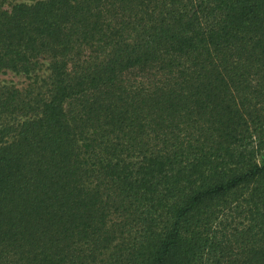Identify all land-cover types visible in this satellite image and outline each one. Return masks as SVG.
Here are the masks:
<instances>
[{
  "label": "trees",
  "instance_id": "16d2710c",
  "mask_svg": "<svg viewBox=\"0 0 264 264\" xmlns=\"http://www.w3.org/2000/svg\"><path fill=\"white\" fill-rule=\"evenodd\" d=\"M0 264H264V0H0Z\"/></svg>",
  "mask_w": 264,
  "mask_h": 264
},
{
  "label": "rangeland",
  "instance_id": "374dc122",
  "mask_svg": "<svg viewBox=\"0 0 264 264\" xmlns=\"http://www.w3.org/2000/svg\"><path fill=\"white\" fill-rule=\"evenodd\" d=\"M3 84L13 85L17 88H23L26 86V84H28V81L21 76H17L8 72L6 74L0 75V85Z\"/></svg>",
  "mask_w": 264,
  "mask_h": 264
}]
</instances>
